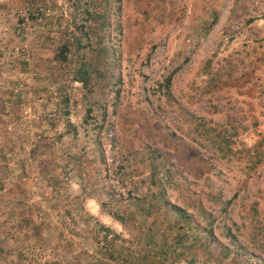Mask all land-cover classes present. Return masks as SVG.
<instances>
[{
    "label": "rangeland",
    "instance_id": "374dc122",
    "mask_svg": "<svg viewBox=\"0 0 264 264\" xmlns=\"http://www.w3.org/2000/svg\"><path fill=\"white\" fill-rule=\"evenodd\" d=\"M71 4L0 0V264H264V0Z\"/></svg>",
    "mask_w": 264,
    "mask_h": 264
},
{
    "label": "trees",
    "instance_id": "16d2710c",
    "mask_svg": "<svg viewBox=\"0 0 264 264\" xmlns=\"http://www.w3.org/2000/svg\"><path fill=\"white\" fill-rule=\"evenodd\" d=\"M72 0V11L73 13H78L80 15L79 21H83L80 25L78 33H71L69 40H64L58 46L57 53L55 59L57 60H65V54L72 52L74 49L84 48V44L87 49L92 50L95 45L100 43V33L99 29H103L107 21L109 19L108 14L111 10L110 3L111 0ZM119 1L114 0L116 3V9L119 8ZM32 17V16H31ZM47 20H51V17L47 18ZM93 39L94 42L88 44V41ZM85 40V42H82ZM93 44V46H91ZM100 50L97 49L96 53H100ZM88 67V64L80 61L78 68L74 71L75 78L77 81L81 82L83 85L86 84L85 74L87 71L85 68ZM180 211V209H178Z\"/></svg>",
    "mask_w": 264,
    "mask_h": 264
}]
</instances>
